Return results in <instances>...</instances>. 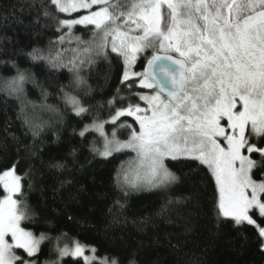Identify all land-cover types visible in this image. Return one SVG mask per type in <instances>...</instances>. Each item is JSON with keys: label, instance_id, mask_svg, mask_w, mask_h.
Masks as SVG:
<instances>
[{"label": "snow or ice", "instance_id": "6c2138e0", "mask_svg": "<svg viewBox=\"0 0 264 264\" xmlns=\"http://www.w3.org/2000/svg\"><path fill=\"white\" fill-rule=\"evenodd\" d=\"M27 7L36 10L37 24L54 27L57 35L47 55L36 47L26 55L52 72L68 69L69 82L57 90L75 116L92 110L77 94L93 92L83 73L103 60L109 65L108 82L112 58L119 61L113 95L96 106L107 108L108 119L97 115L73 132L82 139L96 132L102 145L94 143L90 151L104 159L124 150L135 153V163L128 169L122 164L116 173L124 195L178 184L181 177L166 163L174 161L172 167L187 168L192 183L187 196L168 204L197 211L210 195L217 232H231L239 254L254 253L259 260L252 264H264V0H33ZM14 16L15 10L2 19ZM77 26L89 33L87 39L76 35ZM141 59L144 66L137 71ZM29 79L17 70L0 87V155L11 146L17 157L0 169V264H41V245L53 239L56 258L43 264H142V244L130 247L123 258L100 257L95 246L78 239L61 246L67 233L37 236L22 226L36 213L25 187H33V171L29 166L19 174L21 153L34 157L36 151L16 132L35 140L44 127L34 115L36 105L24 99ZM10 100L18 102L14 116L7 114ZM120 129L128 130V139L118 138ZM64 183L70 182L61 188Z\"/></svg>", "mask_w": 264, "mask_h": 264}, {"label": "trees", "instance_id": "16d2710c", "mask_svg": "<svg viewBox=\"0 0 264 264\" xmlns=\"http://www.w3.org/2000/svg\"><path fill=\"white\" fill-rule=\"evenodd\" d=\"M32 2L0 0V87L6 78L15 76L17 70L28 74L30 79L24 84V99L36 105L34 115L37 122H44L43 131L35 140L31 135L25 139L20 131L16 132L24 143L34 145L36 151L34 157L21 153L25 158L19 165V174L24 175L29 166L33 171V187H25L28 203L36 213L35 219L24 222L23 226L35 234L44 232L53 238L67 233V239L61 240V246L78 239L82 244L95 246L100 257L123 258L130 247L142 244V264H252V261L259 260L254 253L239 254L238 241L231 232H217L210 195L204 197L197 211L183 205L168 204L169 200L187 196L192 183L185 176L187 168L172 167L176 163L174 161L166 163L181 177L178 184L167 189L129 190L128 195H124L123 190L117 187L115 177L130 151L114 152L104 159L90 151V145H102V139L96 132L87 133L86 139L73 132L75 129L78 133L86 124H91L97 115L101 120L108 119L107 108L98 110L96 106L113 95L119 82V61L112 58L113 75L108 82L104 76L109 65L103 60L90 73H83L88 77L93 92L87 97L77 94L86 105L92 106V110L82 117L75 116L57 90L58 85L69 82L68 69L52 72L45 62H33L26 55L34 47L47 55L49 42L57 35L54 27L36 23V10L27 7ZM13 10L14 18L3 21L2 18L11 16ZM75 33L85 39L89 36L83 26H77ZM64 47L69 46L66 44ZM66 58H70V54ZM8 61H14L16 67ZM143 66L141 59L136 70H142ZM42 90L47 92L46 98ZM17 105V101L10 100L7 114L14 116ZM50 107L57 111L49 110ZM3 115L0 113V120ZM16 127H19V122ZM105 131L110 135L112 125H105ZM128 134V130L120 129L118 138L127 139ZM14 153L15 148L10 146L8 154L0 155V169L17 159ZM56 163L65 167L60 170L52 167ZM62 182L70 183H64L61 188ZM117 201L123 207H119ZM68 216L73 219L68 221ZM54 245L55 239L41 245V264L56 258L52 252Z\"/></svg>", "mask_w": 264, "mask_h": 264}, {"label": "rangeland", "instance_id": "374dc122", "mask_svg": "<svg viewBox=\"0 0 264 264\" xmlns=\"http://www.w3.org/2000/svg\"><path fill=\"white\" fill-rule=\"evenodd\" d=\"M111 135V134H110ZM109 135V136H110ZM120 139V138H119ZM128 139V138H127ZM120 140H126V139H120ZM128 151H130V150H128ZM134 157H135V153H133V152H131L130 151V154L127 156V158L126 159H124V161L122 162V164H123V166H124V168L125 169H128L131 165H133L134 163H135V161H134ZM131 175V174H130ZM133 178H135L134 177V175H133ZM147 189H151V188H147V187H145V188H143V189H141V190H147ZM141 190H132V191H141ZM23 226V225H22ZM37 236L38 235H40V234H36Z\"/></svg>", "mask_w": 264, "mask_h": 264}, {"label": "bare ground", "instance_id": "6f19581e", "mask_svg": "<svg viewBox=\"0 0 264 264\" xmlns=\"http://www.w3.org/2000/svg\"><path fill=\"white\" fill-rule=\"evenodd\" d=\"M127 130V129H126Z\"/></svg>", "mask_w": 264, "mask_h": 264}]
</instances>
